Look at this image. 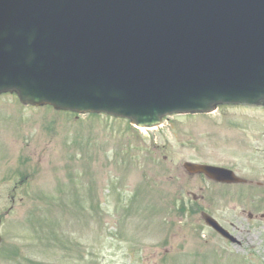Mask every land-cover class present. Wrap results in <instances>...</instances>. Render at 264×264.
<instances>
[{"label":"rangeland","instance_id":"374dc122","mask_svg":"<svg viewBox=\"0 0 264 264\" xmlns=\"http://www.w3.org/2000/svg\"><path fill=\"white\" fill-rule=\"evenodd\" d=\"M184 163L245 183L189 176ZM0 218V264H264V109L222 107L137 130L4 95Z\"/></svg>","mask_w":264,"mask_h":264},{"label":"water","instance_id":"95a60500","mask_svg":"<svg viewBox=\"0 0 264 264\" xmlns=\"http://www.w3.org/2000/svg\"><path fill=\"white\" fill-rule=\"evenodd\" d=\"M3 94L145 129L173 114L264 107V0H0Z\"/></svg>","mask_w":264,"mask_h":264},{"label":"flooded vegetation","instance_id":"af4514ba","mask_svg":"<svg viewBox=\"0 0 264 264\" xmlns=\"http://www.w3.org/2000/svg\"><path fill=\"white\" fill-rule=\"evenodd\" d=\"M249 215H250V218H253V216L251 214H249Z\"/></svg>","mask_w":264,"mask_h":264}]
</instances>
